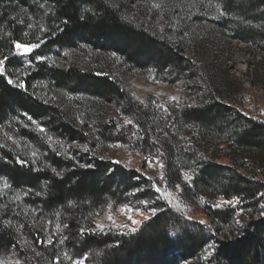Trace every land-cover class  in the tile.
I'll use <instances>...</instances> for the list:
<instances>
[{
    "label": "trees",
    "instance_id": "16d2710c",
    "mask_svg": "<svg viewBox=\"0 0 264 264\" xmlns=\"http://www.w3.org/2000/svg\"><path fill=\"white\" fill-rule=\"evenodd\" d=\"M129 3L0 0L1 57L12 56L15 40L38 43L35 54L88 46L191 87L179 100L151 106L132 95L126 75L106 60L97 58L92 67L68 59L39 63L38 75L47 82L114 102L131 119L123 126L100 116L86 131L69 109L41 97L30 79L19 85L0 73V123L25 113L45 128L19 133L35 146L36 158L0 145V173L27 190L19 208L0 206V253L15 254L19 264H193L215 239L211 264H264V175L251 170L264 169V120L237 107L229 73L205 55L215 52L209 43H201V60L186 54L184 39L151 29ZM202 4L222 7L227 32L264 58V0ZM52 135L74 151L59 143L53 148ZM110 142L159 157L163 188L200 206L209 222L175 209L152 173L83 150ZM140 202L156 213L138 230L97 226L108 209Z\"/></svg>",
    "mask_w": 264,
    "mask_h": 264
},
{
    "label": "rangeland",
    "instance_id": "374dc122",
    "mask_svg": "<svg viewBox=\"0 0 264 264\" xmlns=\"http://www.w3.org/2000/svg\"><path fill=\"white\" fill-rule=\"evenodd\" d=\"M203 0H130L131 13L137 15L139 21H146L150 28L162 30L165 29L172 38L180 36L186 43V54H195L201 60V43L205 41L211 45V51L205 52L206 57L216 65L227 70L229 73L230 85L233 87L237 96L233 98L238 108L242 112L255 116L264 120V58L257 56V49L252 45L242 42L234 38L224 27L226 19L229 17L222 7L215 9L209 8L202 4ZM223 13V14H222ZM54 51L46 52V54H35L34 51L28 55L12 56L17 59L14 63H9V59L5 62V71L12 75L15 82L19 85H25L28 78L31 81L32 88H36L41 97L52 98V101L72 112L73 119L79 126L86 131L95 129V123L98 122L100 116H106L107 119H116L121 125L126 126L130 123V117L123 109L95 95L78 92L76 90L61 89L54 83H49L43 77H39V63L48 61V63L59 61L60 59L81 60L91 67L97 58L106 60L108 67L119 70L126 75L131 88L132 95L142 102L151 106L162 104L167 101L179 100L181 94L189 93L191 87L183 81H167L163 77L154 73V70H144L128 63L120 55L107 53L98 49H90L88 46H80L73 50L69 49H53ZM261 52L264 49L261 48ZM43 57L44 59H41ZM84 57L86 60H84ZM0 56V59H3ZM50 59V60H49ZM11 60V59H10ZM65 61V60H64ZM260 61V63H257ZM106 65V64H105ZM218 66V68H220ZM98 67V66H96ZM107 67V65H106ZM101 112V115H100ZM26 115V116H24ZM29 115L17 113L14 117H8L9 124L0 123V145L7 149H15L21 155L36 158L38 153L33 150L32 142L22 138L21 131L23 129L35 130L37 132L44 131L43 126H39L38 122ZM94 118V122L90 120ZM89 119V120H87ZM50 145L55 148L59 143L60 148L65 150L72 149L65 146L52 135ZM35 147V146H34ZM37 149V148H36ZM80 149H82L80 147ZM84 150L91 158L101 157L109 158L114 163L123 162L131 168H136L145 173H152L159 180L158 186L162 187V194L169 193L165 198L181 212H185L187 216L198 219L201 222L208 223L206 215L200 206H191L184 203L178 197L177 190L164 189L162 179V160L155 155H141L139 152L129 149L125 144L121 143H105L96 148H86ZM74 151V149H72ZM220 161L227 163L228 160L220 158ZM252 171L264 175V169L252 168ZM7 185V187L5 186ZM27 190L16 188L0 173V206L12 209L19 208V204L23 205V199L26 198ZM220 202L225 200L219 199ZM226 202V201H225ZM229 203V202H228ZM154 209H147L144 202H140L138 207L130 204H124L116 209H108L104 215L99 216L96 224L99 228L116 227L129 231L138 230L144 222L155 215ZM102 226V227H101ZM215 239L204 249L200 257L193 264H211L212 254L215 251ZM15 254L0 253V264H19ZM69 258V257H68ZM68 260V259H67ZM73 261L70 264H76ZM69 263L68 261L65 262ZM83 264V263H82ZM187 264V263H185Z\"/></svg>",
    "mask_w": 264,
    "mask_h": 264
},
{
    "label": "snow or ice",
    "instance_id": "6c2138e0",
    "mask_svg": "<svg viewBox=\"0 0 264 264\" xmlns=\"http://www.w3.org/2000/svg\"><path fill=\"white\" fill-rule=\"evenodd\" d=\"M223 14V13H222ZM20 23H23L24 21H19ZM9 36H11V33L8 34ZM39 44L38 43H23L20 42L19 40H15L13 41V54L15 55H28L31 54L33 52L34 49L38 48ZM8 56H4L3 59H0V73L5 71V62L7 61ZM41 59H44L43 57H41ZM9 83H12L11 80H9ZM173 99L175 100L176 98L173 97ZM29 120H31V117H29ZM43 131V129H42ZM53 171H55V169H53ZM7 187V185H5ZM157 192H160L161 190L159 188L156 189ZM164 196H168L169 193L164 192L163 193ZM102 227V226H101ZM76 264H82V261H77Z\"/></svg>",
    "mask_w": 264,
    "mask_h": 264
}]
</instances>
